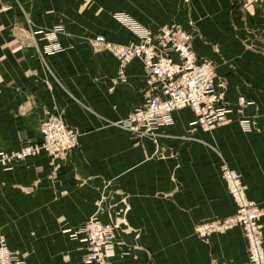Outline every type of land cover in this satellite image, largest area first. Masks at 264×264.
<instances>
[{
  "label": "crops",
  "instance_id": "obj_1",
  "mask_svg": "<svg viewBox=\"0 0 264 264\" xmlns=\"http://www.w3.org/2000/svg\"><path fill=\"white\" fill-rule=\"evenodd\" d=\"M117 13L135 17L155 33L173 21L193 33L191 22L198 20L207 30L204 24L222 16L175 14V0H0V151L19 150L22 137L41 142L45 126L55 118L79 134V146L66 157L43 153L9 172L0 166V229L10 247L26 256L27 264H80L79 244L63 231L84 226L110 186L125 199L114 209L129 205L130 226L144 231L123 237L130 256L119 255L113 264H169L165 259L172 253L163 245L169 240L153 229L164 217L163 204L153 196L168 192L164 180L170 171L160 150L166 154L175 147L182 150L186 132L200 137L205 132L192 128L194 115L189 109L174 113L175 124L159 131L157 143L135 140L116 125L135 108L147 106L156 92L140 61L127 67L125 81L119 75V62L106 44L125 46L136 38L113 20ZM57 28L64 30L60 44L71 49L45 55L46 42L35 32ZM99 37L104 39L101 44ZM193 45L200 57L209 58L207 47ZM239 93L243 92L231 81L230 100ZM235 127L217 134L229 139ZM263 147L264 140L252 134L237 146L235 161L252 199L261 206ZM203 155L209 156L204 150ZM183 191L176 193L178 201ZM117 198L115 203L121 202ZM182 202L187 203L186 198ZM178 205L176 237L193 250L175 253V264H212L213 258L220 264L247 263L246 238L214 235L209 244H202L188 235L190 226L183 220L190 206ZM18 244H27L28 251Z\"/></svg>",
  "mask_w": 264,
  "mask_h": 264
},
{
  "label": "built area",
  "instance_id": "obj_2",
  "mask_svg": "<svg viewBox=\"0 0 264 264\" xmlns=\"http://www.w3.org/2000/svg\"><path fill=\"white\" fill-rule=\"evenodd\" d=\"M62 28L39 30L35 35L46 42L45 55L70 50L59 41ZM137 41L117 46L106 44L119 62V75L126 80L127 67L140 61L150 77V86L156 91L149 104L137 107L122 122L121 129L135 140L150 139L157 143L159 131L175 124L174 113L189 109L194 115L192 128L210 132L226 121L244 115L253 103L248 96L239 93L230 100V84L226 76L218 73L210 59L200 57L193 47V34L180 25L166 26L158 32L134 28ZM102 37L98 43H103ZM249 121L242 124L248 125ZM79 146V134L75 129L55 118L44 128L41 142L24 140L23 147L15 153L0 151V165L12 171L18 164L46 153L54 157H66ZM222 176L231 196L235 215L223 224H209L198 232L206 237L214 233L241 228L248 242V261L245 264H264V235L261 227L262 210L252 202L245 190L241 174L229 164L222 166ZM68 238L79 244L82 252L80 264H113L122 247L112 224L103 223L98 215L92 216L84 226L67 229ZM0 264H27L26 257L10 247L0 229Z\"/></svg>",
  "mask_w": 264,
  "mask_h": 264
},
{
  "label": "rangeland",
  "instance_id": "obj_3",
  "mask_svg": "<svg viewBox=\"0 0 264 264\" xmlns=\"http://www.w3.org/2000/svg\"><path fill=\"white\" fill-rule=\"evenodd\" d=\"M175 14L222 15L221 17L219 15L214 16L211 24H204L207 30L200 28L198 20L195 23L191 22L190 28L194 30L192 31L193 44L199 42L207 47L211 51L207 59L215 63L217 70L232 76V79L226 77L228 83L231 85L232 81L254 104L248 107L241 117L226 121L221 127L205 132V135H201V137L186 132L183 136L186 143H184L182 150L175 147L174 152L172 150L167 154L164 150H160L161 158L165 160L170 171L165 174L164 180L165 191L168 192L153 196L154 200L163 204L162 208L164 209L163 220L153 229L156 234L161 235L166 240H171L170 243L168 241L163 244L169 247L172 253L168 259H165V263L169 264H175V253L177 255L183 250H193L186 245L184 240L180 241L176 237L178 227L175 226V218L178 216L176 211V207L179 206L178 203L184 205L188 203L190 206L191 210H184L189 215L183 213V220H185L186 225L190 226L189 232L187 231L188 235L195 237L202 244H209L214 235H241L245 238L241 228L214 233L206 237L201 236L198 230L209 224H223L231 220L236 213L228 187L222 176L224 163L229 164L232 169L241 174L246 193L249 199H252L248 183L235 167L236 150L237 146L245 144V141L251 138L252 134L264 140V0H175ZM113 20L130 32L134 38H136L134 28L141 27L151 31L138 19L125 13L114 14ZM199 21L202 23L207 20L199 19ZM172 25H175V21L168 26ZM252 108L255 110L248 113ZM243 121L250 123L245 125L242 124ZM231 125L236 127L234 132L229 134L231 135L229 139L225 137L227 134H217L220 130ZM24 140L28 139L21 138V148ZM29 141L34 142L30 139ZM21 148L6 153L12 154L20 151ZM249 149L251 148L249 147ZM203 150L209 155L206 158L203 155ZM260 156L264 160V147ZM1 168L5 171L4 167L1 166ZM181 190H184V193L181 195V200L178 201L176 193ZM117 197L120 198L121 202L115 203L118 200ZM182 198H186L187 203L182 202ZM123 201L125 203L123 194L110 186L108 192L101 195L95 215L106 218L114 227L115 235L122 243L118 256L129 257L130 251H128L123 237L143 234L144 231L130 226L128 221L129 205L126 204L124 208L114 209L120 203L122 205ZM251 201L262 210L260 223L264 235L262 222L264 206L259 205L254 199ZM63 234L68 236L65 231ZM19 245H21L20 250L28 251L29 246L27 244ZM34 245L37 246V244ZM123 249L124 251H122ZM212 264H220V261L213 258ZM222 264L227 263L223 262Z\"/></svg>",
  "mask_w": 264,
  "mask_h": 264
},
{
  "label": "bare ground",
  "instance_id": "obj_4",
  "mask_svg": "<svg viewBox=\"0 0 264 264\" xmlns=\"http://www.w3.org/2000/svg\"><path fill=\"white\" fill-rule=\"evenodd\" d=\"M62 33V32H61ZM43 49V48H42Z\"/></svg>",
  "mask_w": 264,
  "mask_h": 264
}]
</instances>
